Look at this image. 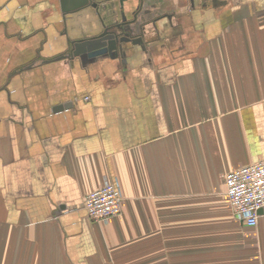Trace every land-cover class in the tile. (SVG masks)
<instances>
[{
  "label": "crops",
  "instance_id": "crops-1",
  "mask_svg": "<svg viewBox=\"0 0 264 264\" xmlns=\"http://www.w3.org/2000/svg\"><path fill=\"white\" fill-rule=\"evenodd\" d=\"M120 1L0 0V264H264L224 184L264 158V0H164L152 48L59 59L141 9ZM105 178L123 204L99 223Z\"/></svg>",
  "mask_w": 264,
  "mask_h": 264
},
{
  "label": "built area",
  "instance_id": "built-area-1",
  "mask_svg": "<svg viewBox=\"0 0 264 264\" xmlns=\"http://www.w3.org/2000/svg\"><path fill=\"white\" fill-rule=\"evenodd\" d=\"M225 194L233 216L248 227H255L264 217V158L225 173ZM123 195L115 179L105 178L100 188L84 199L87 217L107 222L122 211Z\"/></svg>",
  "mask_w": 264,
  "mask_h": 264
},
{
  "label": "water",
  "instance_id": "water-1",
  "mask_svg": "<svg viewBox=\"0 0 264 264\" xmlns=\"http://www.w3.org/2000/svg\"><path fill=\"white\" fill-rule=\"evenodd\" d=\"M120 5L122 7L123 1H120ZM96 6L97 4H92L93 8H96ZM119 12L120 19L113 18L108 22L99 19V31L91 36L72 41L69 51L59 59L76 58L83 66H86L95 64L99 60L120 59L125 61L129 46L131 48L139 47L144 51L143 35L147 32L146 27L148 26L142 25L139 29L135 21V14H133L132 21H127L122 8ZM97 14H99V11H97ZM153 26V28H156L154 24ZM61 110L62 107L60 106L53 109L54 112Z\"/></svg>",
  "mask_w": 264,
  "mask_h": 264
},
{
  "label": "flooded vegetation",
  "instance_id": "flooded-vegetation-1",
  "mask_svg": "<svg viewBox=\"0 0 264 264\" xmlns=\"http://www.w3.org/2000/svg\"><path fill=\"white\" fill-rule=\"evenodd\" d=\"M121 1H123V0H121ZM157 1L142 0L141 9H139L137 11V13H135V21L137 22V28L140 29L142 25L148 26V27H146L148 29V30H146L147 32L145 31L146 33H145V35H143V44H144V48H145L144 51L147 50L148 48L149 49L152 48V42L151 43L147 42L146 37H147L148 33H150V32L157 33V30L155 28H153L154 27L153 24L155 25L154 21H156L158 18H161L164 16L170 17L172 13L173 14L175 13V10H174V11H171V13L165 12V14H164V12L161 10V8L163 5L166 4V2L164 0H157ZM184 1H185V3L192 4L193 0H184ZM151 2L157 3V5H155L153 3H152L153 5H150ZM149 6L150 7L152 6V9H155L156 13H153V11H150V9H148ZM133 17L134 16H132V18H130L129 21H132ZM126 20L128 21V19H126ZM141 33H142V31H141Z\"/></svg>",
  "mask_w": 264,
  "mask_h": 264
}]
</instances>
